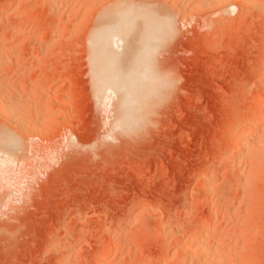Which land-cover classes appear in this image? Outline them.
Listing matches in <instances>:
<instances>
[{"label": "rangeland", "instance_id": "rangeland-1", "mask_svg": "<svg viewBox=\"0 0 264 264\" xmlns=\"http://www.w3.org/2000/svg\"><path fill=\"white\" fill-rule=\"evenodd\" d=\"M263 66L264 0H0V264H264Z\"/></svg>", "mask_w": 264, "mask_h": 264}, {"label": "bare ground", "instance_id": "bare-ground-1", "mask_svg": "<svg viewBox=\"0 0 264 264\" xmlns=\"http://www.w3.org/2000/svg\"><path fill=\"white\" fill-rule=\"evenodd\" d=\"M48 1V0H47ZM144 8V7H143ZM152 13V12H151ZM150 13V11L148 12V8L146 9V12H136V11H127V12H124L123 14H120L121 16V18H119V20L120 19H122V23H121V25L118 27L117 25H115V26H117L116 27V29L117 30H114V32H112V31H106L104 34H102L101 35V30H100V32L98 33L97 32V36H96V39H97V41H96V39L94 40V42L96 41V43L98 44V51H97V49L95 50V52H96V54L99 52V54H100V56L99 57H97L95 60V64L93 63L92 65H96L97 66V70L98 71H101V66L102 65H104L103 63H102V65H101V59L103 58V60L105 59L106 61H111L112 59H113V61H115V59L117 58L116 57V55L117 54H115V52H114V47H113V45H114V42H113V40H114V38L117 36V34L118 35H120V36H124V37H126V39L127 38H129V36L131 35V33H132V21H133V19L131 20V23H129V19L132 17V18H134V21H133V27H140V25H141V23H140V25H138L137 23H139V20L142 22V26L140 27V29H142L143 30V35H142V37L140 36V38H139V34H141V32L140 33H138V38L139 39H141L144 43H148L149 44V42H151V43H154V40H159V35H160V33L162 32L161 30H162V27H163V25L164 24H162V22L161 21H167V20H165V19H163L162 18V20L160 21V20H158L157 18H156V16H154L153 14H151ZM132 15V16H131ZM134 16V17H133ZM136 21H138L136 24L134 23V22H136ZM167 25H168V23H167ZM132 28V29H131ZM165 28V27H164ZM169 28V26H167V29ZM110 29V28H109ZM112 29H115V27L113 28L112 27ZM107 30H108V28H107ZM134 30V29H133ZM141 30V31H142ZM103 31V30H102ZM163 31H166L165 29H163ZM117 33V34H116ZM134 34L135 33H133V36H134ZM161 34H164L163 32L161 33ZM120 36H118L119 38H120ZM132 36V35H131ZM132 36V38H134ZM164 36V35H163ZM123 38V37H122ZM131 38V37H130ZM130 38H129V40H130ZM161 38H163V37H161ZM160 38V39H161ZM121 39V38H120ZM135 39V38H134ZM137 40V39H136ZM122 41V40H121ZM135 41V40H134ZM153 41V42H152ZM126 42V41H125ZM129 42H131V41H129ZM160 42H161V40H160ZM159 42V43H160ZM127 43V42H126ZM141 41H140V43L138 42V46L137 47H139V45H141ZM153 45V44H152ZM97 46V45H96ZM129 46H131V45H129ZM135 46L136 45H134L133 47H134V49H132V47H131V49L133 50V51H135ZM144 46V45H143ZM143 46H141V47H143ZM146 46V45H145ZM145 46H144V48H145ZM93 47H95V45H93ZM101 47H102V50H101ZM140 47V49H141V52H142V49H144V48H141ZM146 48H148V46L146 47ZM154 48V47H153ZM151 49V50H153L154 51V49ZM156 49V48H155ZM101 51H102V55H101ZM103 52L104 53H106V55L104 56L103 55ZM143 52H146L145 53V56H144V54L140 57L139 56V59H138V56H136L137 58H135L134 60H136L137 59V63H135L136 65H134L135 66V68L137 69V67H143V70H144V66L146 65V63H147V59H149V58H147V56H146V54L147 55H149V53H150V49L148 48V49H146V51L144 50ZM94 53V52H93ZM137 53V52H136ZM140 53V52H139ZM151 53H153V52H151ZM150 53V54H151ZM138 54V53H137ZM137 54H135V55H137ZM98 55V54H97ZM140 55V54H139ZM93 56V55H92ZM101 56H102V58H101ZM104 56V57H103ZM118 56V55H117ZM150 56V55H149ZM152 56V55H151ZM119 57V56H118ZM93 58V57H92ZM151 58V57H150ZM120 60H121V58H120ZM106 61H104V63L106 62ZM113 61H111V65H110V69H112L111 71L114 73V75L113 76H115L117 73H120V74H122L121 72H115V71H113V70H115L114 68L115 67H113L112 66V63H113ZM150 61V60H149ZM103 62V61H102ZM121 62V61H120ZM135 62V61H134ZM133 62V60H132V63H134ZM117 63H119L118 62V60H117V62L115 63L114 62V64L113 65H115L116 66V64ZM108 64L106 65L105 64V66H107V68L109 67L108 66ZM139 65V66H138ZM147 65H148V63H147ZM95 66V67H96ZM105 66H103V69L102 70H104L105 68ZM120 66V65H119ZM132 66H133V64H132ZM93 67V66H92ZM95 67H93L92 69L94 70V71H96V69H95ZM113 67V68H112ZM122 67V66H121ZM264 67V66H263ZM133 68V67H132ZM146 68H147V66H146ZM145 68V69H146ZM116 69H118V68H116ZM123 69V68H122ZM106 70V69H105ZM104 70V71H105ZM128 70V69H127ZM111 71L108 73V75L110 74L111 75ZM122 71V70H121ZM130 71V70H129ZM133 71H135L134 70V68L132 69V72ZM141 71V76H143V72H142V70H140ZM108 71L106 70L105 71V73L104 74H106ZM125 72V71H124ZM123 72V73H124ZM138 72H139V69H138ZM146 72V71H145ZM264 72V71H263ZM97 73V72H96ZM100 73V72H99ZM112 73V74H113ZM134 73V72H133ZM136 73V72H135ZM95 74V73H94ZM102 74V73H101ZM101 74H100V76L98 77L99 79H100V83H97L98 85H97V89L98 88H102L101 86H99V85H101L102 84V82H101ZM119 74V75H120ZM129 74H130V77H131V79H132V76H134L135 77V75L137 74V75H139V73H136V74H131V71L129 72ZM95 75H97V74H95ZM118 75V74H117ZM124 75V74H123ZM123 75H122V77H123ZM132 75V76H131ZM104 76H106V77H108L107 76V74L106 75H104ZM103 76V77H104ZM126 77L127 76H129V75H125ZM109 77H111V76H109ZM116 77V76H115ZM114 77V78H115ZM118 77V76H117ZM120 77L121 76H119V81H118V79L116 78V80L118 81V84L119 83H122V79H120ZM121 77V78H122ZM126 77H124V79H126V80H128ZM129 77V78H130ZM144 77V76H143ZM143 77H141V79L143 78ZM94 78H96V81H97V77L95 76ZM105 78V77H104ZM103 78V80H106V79H104ZM137 78H138V76H137ZM110 79V78H109ZM135 78H133V80H134ZM140 79V80H141ZM116 80H114V81H116ZM139 80V79H138ZM99 81V80H98ZM107 81H108V78H107ZM107 81H106V83H107ZM110 81H111V79H110ZM113 81V82H114ZM125 81V80H124ZM123 81V82H124ZM130 81V80H129ZM129 81H127V82H129ZM105 82V81H104ZM135 82H137V80L135 79L134 80V82L132 81V84H131V82H129V84H131L130 86H132ZM142 82V81H141ZM141 82L139 83V81H138V85H136L137 87L139 86V84H141ZM109 83V82H108ZM111 83H112V81H111ZM126 83V82H125ZM125 83H123V84H125ZM110 84V83H109ZM114 84H115V82H114ZM114 84H112L113 86H114ZM117 84V83H116ZM118 84H117V86H118ZM262 84H264L263 82H262ZM106 85H108V84H106ZM111 85V87H113ZM142 85H144L143 83H142ZM109 86V85H108ZM108 86L107 87H105V88H108ZM117 86H114V87H117ZM122 87H125V86H127L126 87V89L129 87L128 86V84L126 85H121ZM104 87V86H103ZM122 87H119V88H122ZM135 89H137L135 86H132V87H130L131 88V90H133L134 88ZM140 87H142L141 88V90H142V92L141 91H137L136 90V93L137 92H141V93H137L139 96H137L138 98H135V95H134V100H133V98H132V102H131V104H134V108H136V109H138V106L140 107V109L139 110H143V108H145V105H146V101L147 100H149V99H151V98H145V97H147V94H149V91H151L150 89V87H148V88H150L149 90H147V89H144V90H146V91H144L143 90V86H141L140 85ZM133 88V89H132ZM145 88V87H144ZM115 89V88H114ZM118 88H116V90H117ZM102 90V89H101ZM113 90V89H112ZM125 89L123 88V90L122 91H124ZM129 91H130V89H128ZM138 90H140V89H138ZM154 90V89H153ZM99 91H100V89H99ZM104 91V90H103ZM121 91V92H122ZM135 91V90H134ZM97 92H98V90H97ZM101 92V91H100ZM116 92V91H115ZM132 92V91H131ZM124 93V92H123ZM128 93H130V92H128ZM128 93H126V95H128ZM135 93V94H136ZM100 94V93H99ZM117 94H119V93H117ZM131 94H133V93H131ZM152 95V94H151ZM120 96H122L121 94H119V98H120ZM131 95H129V97H130ZM150 96V95H149ZM133 97V96H132ZM130 100L129 98H126L124 95H123V98H121V100H119L120 101V104H119V108H123L124 106H126V105H128L129 106V104H130V102H128V100ZM2 104V103H1ZM0 104V105H1ZM4 104V103H3ZM3 108V107H2ZM123 109H125V107L123 108ZM127 110H128V107L126 108ZM126 109H125V111H126ZM138 110V111H139ZM127 112V111H126ZM258 112H260V113H262L263 115L262 116H264V102H259L254 108H253V110L251 111V116H254L253 114H257ZM121 113L122 114H124L125 112H123L122 110H121ZM121 114V115H122ZM255 114V115H256ZM10 115V114H9ZM124 115H126V114H124ZM124 115H123V118H124ZM250 115V114H249ZM15 117V116H14ZM8 118H10L9 116H8ZM15 119V118H14ZM125 119V118H124ZM133 119V118H132ZM261 121H262V119H261ZM127 122L128 121H126V123L125 124H127ZM128 125H129V123H128ZM125 126V125H124ZM123 126V127H124ZM261 126V125H260ZM259 126V127H260ZM261 128H263V126L261 127ZM246 130H247V128L246 127H242L241 128V134H242V138H244V137H246V136H244L245 135V133H247L246 132ZM2 135H0V137H1ZM9 136L10 135H8L7 137H2V138H0V146H2L3 148H5L4 150H7V149H10V148H13L14 146H15V141L12 139V137H10L9 138ZM241 139V138H240ZM243 141H245V138L243 139V140H241V142H243ZM241 142H239V143H241ZM244 143V142H243ZM243 146V145H242ZM1 147V148H2ZM10 151V150H9ZM10 154V153H9ZM106 255V254H105Z\"/></svg>", "mask_w": 264, "mask_h": 264}]
</instances>
